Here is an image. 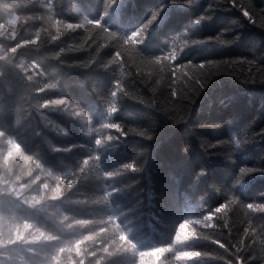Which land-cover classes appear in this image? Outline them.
<instances>
[{
  "label": "trees",
  "instance_id": "obj_1",
  "mask_svg": "<svg viewBox=\"0 0 264 264\" xmlns=\"http://www.w3.org/2000/svg\"><path fill=\"white\" fill-rule=\"evenodd\" d=\"M156 8L161 11L144 29L142 42L139 37L140 43L124 45L120 38L144 24ZM202 14L210 18L195 23ZM84 15L89 22H82ZM49 17L79 27L62 29L52 39L56 33ZM262 18L264 0H0V129L64 175L66 190L67 179L74 181L70 196L53 200L45 190V198L31 207L0 196V239L5 224L19 217L57 237L26 241L14 250L0 243V253L8 252L0 254V261L49 264L53 249L64 241L104 227L111 231L82 249L94 251L121 231L132 241L121 244L122 250L104 264H138L140 254L153 248H163L157 264H238L236 256L240 264H260L258 258L248 259L259 255L255 244L237 248L241 242L248 245L252 228L264 239V210L245 207L264 203ZM93 19L102 25H92ZM38 30L39 38L31 43ZM216 35L233 41L206 39ZM116 51L121 59L113 57ZM172 51L178 53L175 60L148 63ZM206 60L214 62L204 70L207 85L198 91L185 86L183 99L173 103L177 97L170 96V88L191 75L183 64ZM45 83L55 87L34 92ZM37 96L69 102L42 109L45 120L30 107ZM77 104L85 116L72 115ZM109 104L116 110L110 111ZM114 123L123 131L112 128ZM233 134L242 146L218 143ZM46 140L72 148L53 151ZM185 144L186 155L181 153ZM4 145L0 138V148ZM85 157L84 171L75 172ZM129 164L138 170L123 167ZM201 166L209 171L197 175ZM241 168L253 171L240 173ZM132 181L136 184L127 190ZM42 182L35 186L37 194ZM136 191L139 195H133ZM221 203L225 207L216 211ZM74 220L92 223L81 226ZM81 260L88 264L90 258L66 250L56 264Z\"/></svg>",
  "mask_w": 264,
  "mask_h": 264
},
{
  "label": "clouds",
  "instance_id": "obj_2",
  "mask_svg": "<svg viewBox=\"0 0 264 264\" xmlns=\"http://www.w3.org/2000/svg\"><path fill=\"white\" fill-rule=\"evenodd\" d=\"M185 3L188 4H195L197 0H185ZM49 26L55 31V35L52 36V39H57L61 34L62 29H69L79 27V25L75 23H70L69 21H61L59 19H53L52 17L48 18ZM92 25L99 26V21L90 22ZM39 30L37 31L36 36H34L31 40V43H36L37 39L39 38ZM113 35H115L113 33ZM124 45L129 44H138L140 43L139 40V29L135 32H131L127 36L120 38ZM237 39V38H236ZM22 43H29V41H22ZM178 53H173L170 59L175 60ZM113 57L117 59H121V52L116 51L113 53ZM169 57H163V59H167ZM161 61L159 57H152L148 63L158 64ZM90 63V62H89ZM87 66V65H85ZM31 79V77L29 78ZM114 83L119 84V81H114ZM157 84H160V81H156ZM175 83V81H173ZM50 84H42L39 87L34 88L35 93H39L44 91V89L51 87ZM115 95V92L112 93ZM176 95L175 89L173 90V96ZM185 95V93H184ZM63 105V104H61ZM50 106H60L57 105L54 99H40L38 96L33 99L32 103L30 104L31 108L40 114L43 117L42 109L48 108ZM76 111L72 113L75 117H83L85 113L80 106L74 105ZM110 111H115V107L110 109ZM175 122L173 121V124ZM59 128V126H57ZM59 131L62 132L64 135H67V129L59 128ZM0 138L5 140L4 147L0 148V196L6 197L10 200H15V202L23 207L28 206L31 207L35 204H39L41 200L45 198V190L48 191V195L53 200H57L61 197L70 196L71 189L73 188L74 181L71 179H67V190L63 187V183L66 177L60 173L54 172L51 167H48L46 164L42 162V160L38 157L36 153H29L25 151L22 147L21 143L17 141V139L9 134L6 130L0 129ZM49 148L53 151H68L72 148V145H69L66 149H61L60 147L52 145L50 140L45 141ZM99 143V140L96 141ZM220 145H225L228 143H235L237 147L242 146V141L235 138L233 134L231 138L227 141L220 140L218 141ZM188 152V145L185 144L181 148L182 154H187ZM88 157L84 158L83 164L79 165L75 168V172L82 173L84 171V166L88 164ZM125 168H132L133 171L138 170L137 168L133 169L131 164L124 165ZM209 169L206 166H201L197 169V175L204 174ZM240 173H243L244 170H239ZM112 172H104L103 176H112ZM77 179H79L77 177ZM43 181L39 183V194L36 192L35 186L39 181ZM136 184V181H132L131 184L127 186V190L132 189L133 185ZM26 190H31V194H23ZM123 191V190H122ZM150 193L154 191V189H149ZM133 195H139V192L136 191ZM139 201H137V204ZM135 207V205H133ZM225 205L223 203L219 204L216 207V211H220L223 209ZM248 209L253 210H264V203L261 204H247L245 206ZM66 218V217H65ZM74 224L76 225H90L92 221L89 220H74ZM249 227H251V223H249ZM106 231H111V229H105L104 227L97 228L94 232L90 231L84 233L83 235L79 236L72 241H64L59 248L53 249V254L51 256V260L49 264H56L59 261V253L64 251H75L77 255H83L89 257L90 260L88 264H104L107 257H110L116 253V251L122 250L120 248L121 244L127 243L132 244V241L127 238V235L124 232H119L118 237L117 234H113V238L108 241V243L103 244L100 248H97L94 251H89L87 248L82 249V245L86 242L93 240L97 236H102L105 234ZM246 231L248 229L246 228ZM251 240L249 241L248 245L245 246L241 242L240 247L237 248V251H240L241 247L251 248L253 244L256 245L258 249V257L257 254L254 252L251 256L248 257L249 260L258 258L260 260V264H264V239H261L256 235L255 228H252L251 232ZM3 239H0V243L6 244L9 250H14L18 246L24 245L26 241H54L57 240V237L53 236L51 233H46L42 231L40 228H37L31 223L28 219L19 217L16 218L12 223L5 224V230L2 233ZM112 246V250H109V246ZM163 251V248H153L147 251H144L140 254V258L138 260V264H157V260L159 258L160 253ZM0 254H8V252L0 253ZM188 255H195V253H190ZM235 255V253H234ZM236 260L238 264L241 262V257L236 256ZM0 264H15V261H0ZM80 264H85L84 260L80 261ZM242 264H247V261H243Z\"/></svg>",
  "mask_w": 264,
  "mask_h": 264
},
{
  "label": "snow or ice",
  "instance_id": "obj_3",
  "mask_svg": "<svg viewBox=\"0 0 264 264\" xmlns=\"http://www.w3.org/2000/svg\"><path fill=\"white\" fill-rule=\"evenodd\" d=\"M232 2H233V4H236V0H232ZM226 3H227V0H226ZM237 6L240 7L241 10L243 11V16L248 17L250 20L252 19V15H250V12L248 10H244V6L243 5H237ZM209 8H212V6L209 5ZM160 11H161V8L154 9L152 11V13H151V16L145 21V23L137 28V29H139V37L141 38V42H142L143 36L145 35L144 29L147 28L154 20L157 19ZM254 14L255 13H253V15ZM209 18H210V16H205L204 14H202L200 17L196 18L195 23H199L201 20L209 19ZM262 19H264V18H262ZM95 21H99L100 25H102L101 19H93V20H91V22H95ZM262 26H264V24H262ZM69 29L71 30L72 28H69ZM137 29L133 30L132 32L137 31ZM238 36L239 35H235L233 37V39L238 38ZM206 39H208V40H216V41H219V42L224 43V44H230L233 41V40L221 41L219 35H216L214 37H208ZM199 42L200 41H193V43H199ZM173 53H175V52L174 51L168 52V53L162 52L161 54L156 55L154 57H159V58H161V60H163V57H165L167 55L170 58ZM213 63L214 62L211 61V60H206V61H202V62H200L198 64H194L191 61H187V63L183 64V67L187 68L189 70V72L191 73V75L189 77L185 78L184 84L181 85L180 87H177L176 85H173L170 88L171 89L170 96L171 97H177V101H174L173 103H177L178 101L183 99L184 87L185 86L188 89H193V90H196V91H198L200 89H203L207 85V77L204 74V70H205L206 66H211V65H213ZM223 63L227 65L229 62L228 61H224ZM232 63H236V61H233ZM248 63L254 64L255 62L254 61H249ZM117 86L119 87V84H117ZM51 87H55V85H52ZM174 89L176 91V95L175 96H173V90ZM178 92H179V96H177ZM54 100H55L57 105L67 104L69 102V99L67 97H61V98H57V99H54ZM113 107H115V110H116V105L109 104V110L112 109ZM111 127L114 128V129L118 128L121 131H123V129L121 128L119 123H114V124L111 125ZM139 134L141 136H145L144 132H140ZM125 135H127V133H125ZM147 138L151 139L152 137L148 136ZM132 166H133V169H134L135 165L133 164ZM241 169H243L244 172H249V173H251L253 171L252 168H247V169L241 168ZM231 199L233 201H235L236 197L232 196ZM250 204H252V203H250Z\"/></svg>",
  "mask_w": 264,
  "mask_h": 264
},
{
  "label": "bare ground",
  "instance_id": "obj_4",
  "mask_svg": "<svg viewBox=\"0 0 264 264\" xmlns=\"http://www.w3.org/2000/svg\"><path fill=\"white\" fill-rule=\"evenodd\" d=\"M257 211V210H256ZM261 226V225H260ZM260 236V235H259Z\"/></svg>",
  "mask_w": 264,
  "mask_h": 264
},
{
  "label": "rangeland",
  "instance_id": "obj_5",
  "mask_svg": "<svg viewBox=\"0 0 264 264\" xmlns=\"http://www.w3.org/2000/svg\"><path fill=\"white\" fill-rule=\"evenodd\" d=\"M27 242H29V241H27Z\"/></svg>",
  "mask_w": 264,
  "mask_h": 264
}]
</instances>
